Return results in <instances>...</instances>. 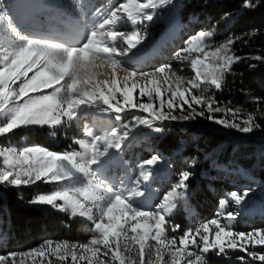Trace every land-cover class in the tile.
<instances>
[{"label":"snow or ice","instance_id":"obj_1","mask_svg":"<svg viewBox=\"0 0 264 264\" xmlns=\"http://www.w3.org/2000/svg\"><path fill=\"white\" fill-rule=\"evenodd\" d=\"M168 5L175 6L174 0H121L107 9L97 7L94 22L81 38L82 46H70L24 33L0 3V36L14 37L0 39V138L21 127L70 125L87 109L96 110L93 127L107 125L102 135H95L86 125L90 139L75 140L79 150L58 153L40 146H0V186L52 184L50 194L36 195L29 203L86 218L91 233L85 242L45 240L29 250L0 254V264H209L210 255L224 257L230 250L245 252L252 261L264 264V251L253 250L264 246V228L235 231L232 212L227 216L218 213L217 218L175 235L181 226L172 222L173 209L177 198L192 194L189 181L194 173L190 169L177 173L161 201L147 208L146 194L156 195L151 190V169L159 163V156L140 161L139 176L129 179L127 187L102 174L105 161L114 155V163H125L121 153L130 126L159 134L165 122L204 117L243 134L261 128L253 113L244 118L239 107L222 106L215 95H204L212 88L223 90L235 62L246 58L264 62L260 55H235L232 48L239 37H228L209 50L206 41L214 33L201 30L193 34L174 53L176 61L190 62L194 75L188 79L178 75L171 63L152 71H129L122 66L118 57L137 49L157 10ZM252 7L253 0H244V9ZM123 23L132 30H120ZM137 91L146 101L136 100ZM126 113L133 116V122L120 123L125 129L120 134L112 125L122 122ZM252 191L251 187L243 194L233 191L230 197L237 204L246 203ZM227 203L220 200V208ZM238 259L248 264L244 257Z\"/></svg>","mask_w":264,"mask_h":264},{"label":"trees","instance_id":"obj_2","mask_svg":"<svg viewBox=\"0 0 264 264\" xmlns=\"http://www.w3.org/2000/svg\"><path fill=\"white\" fill-rule=\"evenodd\" d=\"M243 3L244 0H179L175 11L181 23L192 29L190 35L200 30L212 31L215 33L214 42L239 37L232 48L235 55L264 56V0H253L254 7L250 9H244ZM195 93L199 94V90H195ZM204 95H215L222 106L239 107L244 118L248 113H253L261 128L250 134L229 129L236 135L231 138L224 133L196 131L192 127L182 131L175 124H167L163 126L166 133L151 141L153 152L172 159L175 169L190 165L189 169L194 173L189 181L192 194L187 198L188 206L195 210L193 223L188 222L181 210L172 216V222L181 226L179 234L211 220L219 208L220 194L226 196L233 191H242L233 184L238 180L237 171H241L250 181L253 180L250 177L254 178L257 185L264 186V62L247 58L235 62L225 77L223 90L212 88ZM203 118L192 122L194 125H204ZM54 132L56 136L50 137L51 130L48 128L18 129L10 137L19 141L24 139L28 144L56 152L77 149L74 143L79 139L76 128ZM224 172L226 176H223ZM43 192L34 185L0 186L2 252L24 251L37 247L45 240L85 242L90 239L89 225L85 220L71 219L69 215L59 212H45L29 203ZM254 199L259 206L254 210L248 207L249 211L242 218L264 228V188L255 194ZM240 228L245 230L248 226ZM169 235H172L170 231ZM228 257L236 259L238 255H210L209 264H237L229 262Z\"/></svg>","mask_w":264,"mask_h":264},{"label":"rangeland","instance_id":"obj_3","mask_svg":"<svg viewBox=\"0 0 264 264\" xmlns=\"http://www.w3.org/2000/svg\"><path fill=\"white\" fill-rule=\"evenodd\" d=\"M35 1L37 3L36 17L39 18L37 19V22L39 23L38 26L39 31L47 35L45 38L62 40L63 42H65L66 45H70V46L73 45L82 46V42L84 41H82L81 38L84 35L85 29L90 28L91 24L95 20V17L93 15L95 8L103 6L104 8L107 9L112 7L113 4L121 2V0H35ZM178 1L179 0H174V5H176ZM0 3H2L4 6L8 4L7 0H0ZM5 8L9 11L10 15L14 20V23L17 25L19 29H21L26 34L31 33V30L33 28L31 29L29 28V26L20 25L19 19L21 17H16V18L14 17L12 13L13 8H9L6 6ZM22 12L24 16L30 14L29 11L26 10L24 7L22 8ZM69 22L73 23L76 28L72 26H68L67 23ZM175 22L177 25V26L175 25L176 26L175 28L178 31V35L172 42H169L166 46H163L162 39L171 35V33L173 32L172 26L175 24ZM138 27H142V26H138ZM120 30L129 31L132 29L128 23H123L120 25ZM144 31H145V39L142 41L140 45L137 46V49H139V51H137V49H133L125 56L118 57L122 61V66L124 68L128 69L129 71H152L155 67L161 66L162 64L171 63L173 65L174 70H176L177 74L185 77V79L191 78L194 75L193 71L191 70L189 61L179 62L174 59L175 51L183 47L185 45V42L192 36L190 35V33H192V29H190L189 25L181 23L180 16L175 11V6L168 5L166 7L159 8L156 13V19H154L153 22L149 23ZM57 33H62L63 38H58L56 36ZM213 37L209 38L206 41V43L210 45L209 50L214 49L220 43L224 42V41L214 42ZM12 38L14 37L8 36L7 34L0 36V39H5V40ZM133 53H135V55H133ZM150 53H153L154 58L152 57L151 59H148L146 55ZM191 55L194 57L195 53ZM98 71L103 72L105 71V69H98ZM29 75H31V73ZM121 75H123V73H121ZM193 92L195 93V89L193 90ZM134 97L136 98V100L146 101V98L139 97L138 91L134 93ZM185 108H187V105H185ZM95 111H96L95 109H87L86 112L78 120H74L70 125L57 126L56 128H52L49 126H28V127L17 128L15 130L24 129L27 131L37 128H48L51 130L50 137H54L56 136V132H54V130L63 131L65 129L76 128L79 139H90V137L87 136V133L85 131L86 125L92 127L93 133L95 135H102L103 134L102 128L107 126L106 124L104 125L97 124L96 126L93 127V121L96 118L94 115ZM132 111L136 112V114L138 115H147L144 113H139L136 110H132ZM124 115L125 118L122 122H113L112 125L113 127L117 128L120 134H123V131H125V129L120 127V123L129 124V122H133V116L130 113H126ZM99 118L104 121H107L108 119V117L104 114H100ZM203 119L205 122L204 125H194L192 121H188V122L176 121V122H165L163 126L167 124H175L178 127H180L181 130L186 129L187 127H192L196 131L209 130V131L224 133L231 138H235L236 135L231 130L225 129L219 125H215L210 121L206 120L205 118ZM127 130L130 132V135L126 140L125 151L121 153V156L125 163L124 164L114 163V161L117 159V157L114 155L113 157L105 161V164L102 167L101 171L102 174L113 179L117 183L123 181L124 182L123 186L127 187L129 179L134 180L136 177L139 176V168L137 167V165L140 161L144 159H149L153 155L159 156L160 157L159 163L157 165L152 166L151 169L153 171V176L151 178V190L152 193H155L156 195L146 194L147 199L144 201V207L147 208L156 203H159L164 193L170 190V187L176 182L177 173H179L182 170L189 169L190 165L185 166L183 168H179L177 170L172 165V163H174L172 159H169L168 157L159 154L157 152H153L151 141L158 136H163L166 133V131L157 134L151 131L150 129H148L147 127H143V126H138L135 128L130 126V128ZM12 133L8 134V136L6 137L0 138V146H5L9 144L17 147L37 146L26 143L24 139H21L20 141L14 140V137H10ZM76 145L78 146L77 149H73V150H79V145L78 144ZM142 152H146V154L143 155ZM58 153H62V152H58ZM0 164H2V159H0ZM225 174L226 172H224L223 176H226ZM236 175L238 176V180L236 182H233V184L236 187L242 189L240 194H243V192L249 187L252 188L253 190L252 193L247 197L246 203L242 202L240 204L235 203V201H233L232 198L230 197V194L226 196H222V194H220L221 195L220 200L225 199L228 201V203L225 205L223 210L220 208L219 205V208L217 212L214 214L212 219L217 218L218 213L221 214L222 216H227L228 212H232L236 215V220L234 221L235 231L247 232L257 228H263L258 225L254 226L252 222H248L246 219L242 217L244 214L247 213V211H249L247 210L248 207L251 210H254L259 206L258 202L254 199V196L257 192L261 191L264 188V186L257 185V183L255 181L253 182V180L250 181L241 171H237ZM240 179H243L244 181L239 182ZM34 186H37L38 188L45 191L40 194H50V192L54 190L52 184L37 182L36 184H34ZM15 187H25V186H15ZM175 203H176V208L173 209L172 216L177 211L180 210L183 211L186 216L187 211L190 209V207L187 204V198L185 199L177 198ZM36 207L41 208L45 212H59L62 214L69 215L71 219L79 218L87 222L86 218L73 217L70 213H64L62 211H58L52 209L49 206H36ZM222 222H226V221L222 220ZM87 223L89 225V222ZM200 224L201 223H199L196 227H199ZM245 225H247L248 228L242 230L240 227ZM210 227H214V226H210ZM176 235L178 236L181 234L178 233ZM211 238L212 236L210 235V239ZM3 245H4L3 238L0 237V254L10 253V252H2L1 246ZM261 249H264V246L257 245L254 247L253 250L259 251ZM229 255H238V257H244L245 261H247L248 264H260L259 261H252L251 258L248 257L245 252L239 250L236 251L230 250ZM238 257L236 259L228 257V261L231 263L242 264L241 260L238 259Z\"/></svg>","mask_w":264,"mask_h":264},{"label":"bare ground","instance_id":"obj_4","mask_svg":"<svg viewBox=\"0 0 264 264\" xmlns=\"http://www.w3.org/2000/svg\"><path fill=\"white\" fill-rule=\"evenodd\" d=\"M7 3L5 6L9 7V8H13L12 9V13L14 15V17H21L19 20V24L20 25H24V26H29V28H33L31 30V33H29V36L32 37H46L47 35L41 31H39L38 26L39 23L37 22V19H39L37 16V3L35 0H7ZM25 8L26 10L29 11V15L24 16L23 12H22V8ZM68 26H72L74 28L75 25L71 22L67 23ZM176 22L175 24L172 26L173 28V32L171 33V35L165 37L162 39V45L166 46L169 42H172L178 35V31L175 28L176 26ZM58 38H63L62 33H57L56 35ZM76 46V45H73ZM148 57V59H151L153 57V53H150L148 55H146ZM154 58V57H153Z\"/></svg>","mask_w":264,"mask_h":264},{"label":"built area","instance_id":"obj_5","mask_svg":"<svg viewBox=\"0 0 264 264\" xmlns=\"http://www.w3.org/2000/svg\"><path fill=\"white\" fill-rule=\"evenodd\" d=\"M182 131H186V129H184V130H182ZM194 213H195V210H194V208H190L188 211H187V215H186V217L188 218V221L190 222V223H193V216H194Z\"/></svg>","mask_w":264,"mask_h":264}]
</instances>
